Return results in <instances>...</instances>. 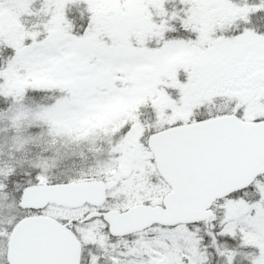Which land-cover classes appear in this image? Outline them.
Segmentation results:
<instances>
[{
    "label": "snow or ice",
    "instance_id": "6c2138e0",
    "mask_svg": "<svg viewBox=\"0 0 264 264\" xmlns=\"http://www.w3.org/2000/svg\"><path fill=\"white\" fill-rule=\"evenodd\" d=\"M0 264H264V0H0Z\"/></svg>",
    "mask_w": 264,
    "mask_h": 264
}]
</instances>
